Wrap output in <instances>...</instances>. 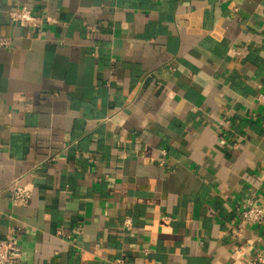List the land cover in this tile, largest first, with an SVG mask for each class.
I'll list each match as a JSON object with an SVG mask.
<instances>
[{
    "label": "crops",
    "instance_id": "crops-1",
    "mask_svg": "<svg viewBox=\"0 0 264 264\" xmlns=\"http://www.w3.org/2000/svg\"><path fill=\"white\" fill-rule=\"evenodd\" d=\"M21 6L55 21L14 25ZM0 37V239L21 264L264 255V227L233 231L264 207V0H0Z\"/></svg>",
    "mask_w": 264,
    "mask_h": 264
},
{
    "label": "built area",
    "instance_id": "built-area-1",
    "mask_svg": "<svg viewBox=\"0 0 264 264\" xmlns=\"http://www.w3.org/2000/svg\"><path fill=\"white\" fill-rule=\"evenodd\" d=\"M8 18L12 24H24L32 28H40L47 22H53L50 16L38 15L31 8L21 6L12 9ZM11 38L0 37L1 47H10ZM260 100H264V94L259 95ZM33 197V187L31 184L21 185L17 180L12 190L13 203L16 205L28 206ZM238 226L233 228L237 236L241 235L239 227H264V207L255 204L252 199H248L238 218ZM123 228L126 231H132L134 223L132 218L128 217L123 222ZM17 237L13 234L8 235L4 239H0V264H21L22 249L17 242ZM149 253V249L145 250ZM236 255L243 256L241 250L235 251ZM112 264H126L125 259L118 257L112 261ZM244 264H264V255L261 252L249 256Z\"/></svg>",
    "mask_w": 264,
    "mask_h": 264
}]
</instances>
